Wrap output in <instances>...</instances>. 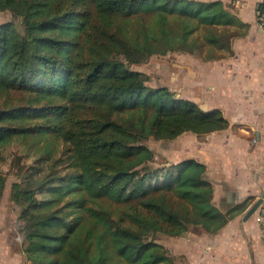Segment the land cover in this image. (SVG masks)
<instances>
[{
	"label": "trees",
	"instance_id": "obj_1",
	"mask_svg": "<svg viewBox=\"0 0 264 264\" xmlns=\"http://www.w3.org/2000/svg\"><path fill=\"white\" fill-rule=\"evenodd\" d=\"M0 10L14 16L0 23V91L6 95L0 106V202L7 181L2 165L10 159L26 183L16 184L14 196L23 206L19 232L28 264H106L113 253L130 264H180L155 232L181 235L197 218L200 227L216 232L235 215L213 203L206 163L188 157L154 166L146 142L225 129L227 117L167 85L149 84V73L130 66L206 46L232 54L233 38L248 24L230 4L0 0ZM199 30L205 42L197 41ZM14 92L31 98L14 105ZM49 133L63 146L47 141L41 150H56L53 161L64 170L56 163L47 171L34 165L41 157L21 165L23 154L6 151L13 137ZM168 192L188 207H164Z\"/></svg>",
	"mask_w": 264,
	"mask_h": 264
},
{
	"label": "crops",
	"instance_id": "obj_2",
	"mask_svg": "<svg viewBox=\"0 0 264 264\" xmlns=\"http://www.w3.org/2000/svg\"><path fill=\"white\" fill-rule=\"evenodd\" d=\"M223 1L248 24L233 38V53L225 49H219L221 55L207 50L174 53L181 59V84L178 88L162 84L205 110L220 109L229 120L225 129L202 135L187 131L176 138L193 137L192 150L183 158L207 164L213 203L222 212L235 214L216 232L200 227V233H183L180 254L187 259L182 264H264L258 209L251 211L264 205V29L259 26L264 0ZM247 199V206L237 209Z\"/></svg>",
	"mask_w": 264,
	"mask_h": 264
},
{
	"label": "rangeland",
	"instance_id": "obj_3",
	"mask_svg": "<svg viewBox=\"0 0 264 264\" xmlns=\"http://www.w3.org/2000/svg\"><path fill=\"white\" fill-rule=\"evenodd\" d=\"M13 19L14 16L10 10H0V23ZM202 34V30L197 31V41L205 42ZM203 50H207V54L210 52H214L216 55L222 54V51L212 46H206ZM119 58L126 61V58L123 55H120ZM180 61L181 59L177 57L176 54L170 53V55H154L147 61L139 64H131L130 66L133 69L143 70L149 73L151 77L149 84L151 85L167 84L171 88H178L181 84V76L179 74L181 72V69H179V66L181 65ZM5 98L6 95L2 94L0 91V106L2 105V102L5 100ZM30 98L31 97L26 92H14L12 95V103L14 105L22 104L29 101ZM53 135L54 134L49 133V135H37L36 138H25L23 136L13 137L7 141L6 151L23 154L25 157L22 156L21 165L26 163L34 164L37 158L41 157L39 161L36 162L37 164L34 165L39 166V168L43 167L45 171H47L51 163H56L59 169L64 170L66 168L65 165L59 164L60 161H53L54 158L58 156L56 150H53L48 154L44 150H41V145L47 144V141L50 143L60 141L59 145L63 146L61 139ZM146 142L155 153L154 161L151 163L154 166H158L159 163L164 161L177 162L183 158L185 153L192 150V145L195 143L193 137L189 134H185L181 138L174 140H159L151 137ZM2 168L7 172V181L0 202V264H28V261L22 252L23 238L19 232V225L21 222L20 214L23 206L20 204V199H17L14 196L16 184L25 186L26 183L23 182V179L16 173V170L13 169L14 167L11 166L10 159H8V161L2 165ZM38 171H36L37 176ZM156 194H158L157 199L159 201H161V199L163 200L159 193ZM104 202L105 206L106 204L109 205L108 201ZM109 206L113 210H115L114 208L119 209V205L114 202L110 203ZM169 206L171 209L178 211L184 206L188 207L184 205L180 199L168 192L165 194L164 207L168 208ZM182 209L185 210L184 208ZM190 215L193 217L192 212ZM193 220L195 219H191L190 226L193 224ZM200 221L201 220L197 218V220H195L196 223L194 222L195 224L192 225L189 230L200 233V226H202V222ZM166 228L167 226H165V229ZM153 235L157 240L165 243L166 245L168 244L171 247L169 248L167 245L170 252L175 254L176 259L180 264L186 262L187 258L185 255L180 254L182 247L179 240H182L181 238L183 237V234L174 235L178 236V238L174 237L172 234L165 233L164 231L155 232ZM106 264L130 263L118 253H113V255L107 260Z\"/></svg>",
	"mask_w": 264,
	"mask_h": 264
},
{
	"label": "built area",
	"instance_id": "obj_4",
	"mask_svg": "<svg viewBox=\"0 0 264 264\" xmlns=\"http://www.w3.org/2000/svg\"><path fill=\"white\" fill-rule=\"evenodd\" d=\"M261 18L259 21V26L264 29V12L260 13ZM257 219L263 230V238H264V205L259 206L257 211Z\"/></svg>",
	"mask_w": 264,
	"mask_h": 264
},
{
	"label": "water",
	"instance_id": "obj_5",
	"mask_svg": "<svg viewBox=\"0 0 264 264\" xmlns=\"http://www.w3.org/2000/svg\"><path fill=\"white\" fill-rule=\"evenodd\" d=\"M258 207H259V205L254 206V207L251 209V211H252V210H255V211H256V210L258 209Z\"/></svg>",
	"mask_w": 264,
	"mask_h": 264
}]
</instances>
